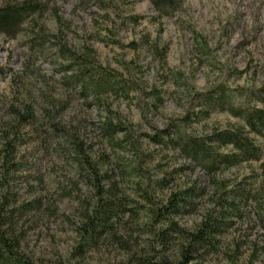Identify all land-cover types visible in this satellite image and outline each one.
I'll list each match as a JSON object with an SVG mask.
<instances>
[{"label":"rangeland","instance_id":"obj_1","mask_svg":"<svg viewBox=\"0 0 264 264\" xmlns=\"http://www.w3.org/2000/svg\"><path fill=\"white\" fill-rule=\"evenodd\" d=\"M42 27L47 37L43 45H35ZM61 44L79 53L92 50L98 64L136 84L84 97L68 80L71 68L66 69L69 59L59 51ZM221 81L232 87L264 84V0H181L168 15L159 14L149 0H47L15 38L0 35L1 227L10 223L20 249L44 264H62L76 244L93 189L70 156L67 136L52 127L57 123L79 136L92 159L102 161L129 206L147 204L139 165L154 182L155 200L196 188L192 204L176 217L180 225L195 228L216 207L219 187L165 139L158 142L150 135L172 117L196 109L193 90ZM25 110L33 113L34 123L18 122V113ZM108 118L128 123L132 137L118 131L109 140L101 130ZM238 122L214 111L192 121V131L203 134ZM8 139L14 142L13 166L3 179ZM255 142L263 144V139ZM259 163L242 162L220 173L227 188L241 186L251 196L218 236L219 252L203 255L202 264H224L226 251H236L239 261L264 263ZM145 221L140 217L131 224L138 230ZM138 236L142 243L148 237L145 232ZM121 257L116 245L102 244L87 252L83 264H117Z\"/></svg>","mask_w":264,"mask_h":264},{"label":"trees","instance_id":"obj_2","mask_svg":"<svg viewBox=\"0 0 264 264\" xmlns=\"http://www.w3.org/2000/svg\"><path fill=\"white\" fill-rule=\"evenodd\" d=\"M180 1L149 0L153 8L164 15L173 13ZM46 3L47 0L5 1L0 5V35L15 38L29 16L41 12ZM46 37L42 27L36 32L33 42L35 45H43ZM58 49L69 59L66 67L71 68L69 82L74 87L78 86L84 97L105 89L127 90L136 84L121 73L98 64L90 49L79 53L64 44ZM158 96L156 98L159 99ZM191 98L196 100L194 111L188 109L183 116L172 117L164 128L156 130L150 138L158 142L165 139L183 158L201 169L210 184L219 187L216 207L209 209L193 229L180 225L176 217L186 212V208L192 204V198L198 193L196 188L187 187L170 193L164 200H155L150 189L154 182L149 173L139 165L145 183L143 198L147 204L129 206L127 197L110 179L102 161L92 159L85 152L79 136L66 130L63 125L52 123L55 131L67 136V141L72 146L70 156L80 175L93 189L88 207L83 211L77 226L78 240L62 264H83L87 252L92 248L99 249L102 244H114L121 250L122 257L117 264H202L199 258L203 255L219 252L218 236L229 227L230 218L238 214V205L251 196L250 190L244 187L227 188L219 176L222 170L242 162L260 161L261 188L257 196L264 200V84L258 87L251 84L232 87L221 81L206 89L193 90ZM214 111L226 112L239 122L226 127H215L203 134L192 131V121L206 118ZM142 114L146 119V113ZM18 118V122L31 124L36 121L29 110L18 113ZM130 127L121 120L113 123L111 118L101 124V130L109 140L118 131H125L131 136ZM128 135L124 136L128 138ZM256 137L262 138L263 144L256 143ZM131 140L138 146L136 138ZM13 149L14 142L8 139L4 146L6 153L3 157V179L9 176L12 169ZM262 201L258 204L259 210L263 208ZM26 206L29 204L23 205L24 210H27ZM140 217L146 221L138 225L136 230L131 223L136 224ZM259 220L260 228L264 231V218L260 216ZM1 223L0 264H44L20 249V239L11 231L10 223L5 228L1 227ZM144 232L148 237L143 243L138 242V235ZM224 255V264H253L251 259L239 261L236 251H226Z\"/></svg>","mask_w":264,"mask_h":264}]
</instances>
